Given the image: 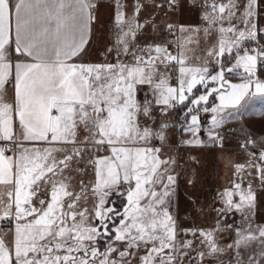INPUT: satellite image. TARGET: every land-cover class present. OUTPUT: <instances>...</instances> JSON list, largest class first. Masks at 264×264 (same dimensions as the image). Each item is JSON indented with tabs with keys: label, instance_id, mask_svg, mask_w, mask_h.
I'll list each match as a JSON object with an SVG mask.
<instances>
[{
	"label": "snow or ice",
	"instance_id": "snow-or-ice-1",
	"mask_svg": "<svg viewBox=\"0 0 264 264\" xmlns=\"http://www.w3.org/2000/svg\"><path fill=\"white\" fill-rule=\"evenodd\" d=\"M152 4L167 14L178 10L181 0ZM260 4L201 0L208 25L204 33L218 32L217 42L206 51L219 66L213 74L208 60L189 63L184 44L176 54L164 44L138 46L137 35L145 27L138 19L144 7L139 0L131 17L115 0L116 32L104 53L112 54L115 62L104 63L83 62L90 51L96 0H0V141L7 142L0 146V186H10L7 202L0 197V219L16 222L10 237L0 236V264H204L206 256L222 254L219 220L212 229H186L193 239L178 241L172 211L176 162L162 158L161 147L151 144L153 139L166 141L168 125H159L158 131L146 125L154 109L166 115L183 106L190 121L186 130L192 134L184 143L202 147L206 142L200 137V113H209L207 143L224 147L219 129L240 119L243 106L254 97L264 98V80L257 75L264 68ZM167 30L187 33L186 44L201 31L173 24ZM246 41L257 46L247 47ZM226 54L235 61L230 67L222 60ZM169 66L177 73L175 85ZM227 73L241 82H230ZM10 80L12 104L3 99ZM142 86L151 93L143 101L138 99ZM197 86L207 91L194 93ZM210 97L219 103L210 106ZM81 128L87 133L83 139ZM38 142L47 146L36 147ZM240 147L249 159L235 165L236 174L254 169L264 186V141L257 144L249 136ZM73 161H83L94 172L91 212L77 207L83 197L71 190L65 175ZM41 191L47 200L34 203ZM87 191L81 181V192ZM113 194L125 198L122 211L111 206ZM219 199L218 216L235 212L244 221L228 245L235 251L234 264H264V226L254 228L252 223L257 202L252 184L245 187L241 177ZM196 240L199 248L193 247ZM253 243L259 252L242 259L241 247Z\"/></svg>",
	"mask_w": 264,
	"mask_h": 264
},
{
	"label": "rangeland",
	"instance_id": "rangeland-1",
	"mask_svg": "<svg viewBox=\"0 0 264 264\" xmlns=\"http://www.w3.org/2000/svg\"><path fill=\"white\" fill-rule=\"evenodd\" d=\"M124 5V11L127 17H131L137 0H120ZM144 7L139 14L140 23L145 27L138 33L136 43L140 47H145L149 44H164L172 51L181 50L178 45L184 44L188 49L190 64H201L204 60H208L207 66L214 74L219 66L206 56V51L210 45H214L218 40V32L216 29L210 30L207 34L203 29L208 25L203 19L204 9L202 6L189 8L181 2V6L174 12H168L159 8L153 7L152 0H139ZM159 2V0H157ZM243 3V0H240ZM96 12H98V20L95 26L92 48L90 45L89 54L83 61L86 63H104L115 62L114 56L109 54L105 56V50L111 47L115 32V0H98ZM239 15V14H238ZM260 17L258 22L260 24ZM239 27V20L236 21ZM173 24L178 27L184 25L187 28H199L201 31L192 36L193 43L186 44L185 40L187 33H180L178 30L170 33L167 30V25ZM198 41V43H196ZM264 44V40L260 41ZM245 46L254 48L256 42L246 41ZM128 59V58H125ZM224 64L230 67L235 61L226 56L222 58ZM161 70L165 69L161 66ZM171 77V83L176 84L177 73L169 66L167 70ZM258 77L264 80V68H259ZM226 78L232 83H240L241 80L234 73H227ZM211 87V85H210ZM207 89L203 86H197L194 93L203 94ZM145 96L151 98V93L146 86H142V90L138 91V99L143 101ZM219 103L218 99L210 97V106H215ZM185 108L178 106L176 109L169 110L165 115L154 109L153 119L148 121V127L154 131H158V126L166 123V141L161 144L157 139H153L151 144L156 147H161V157L175 160V165L172 167L173 174L177 178L175 185V195L172 197V211L176 217L178 232V241L185 239H193L190 233H185L186 229L201 228L212 229L220 221V226L224 229L217 233L219 244L225 251L218 256H206L204 264H234L236 259L234 249L228 248L236 240L235 229L244 226V221L239 213L231 212L226 216H218L216 209L222 207L219 199V193L224 189L232 186L242 177V182L246 187L248 183L252 184L253 190L257 195L255 215L253 217V227L264 226V186L261 185L259 179L255 175L254 169H246L244 173L236 174V164H246L248 155L240 147L244 143L246 137L254 138L257 144L264 141V98L254 97L242 108V116L238 120H230L224 127L229 133L224 136V147L207 143V128L210 124V114L200 113L201 116V132L200 137L206 142L202 147H191L184 143L185 140L191 139L192 134L188 132L187 124L190 123L185 116ZM46 144L36 147H45ZM251 147V146H249ZM258 151V149H253ZM19 151V150H18ZM107 152H101L98 155H108ZM60 155V154H58ZM83 169V171H81ZM247 172H252L253 175H247ZM65 175L69 177L71 190L75 194L82 195V199L78 202V208H88L89 212L93 209L95 197L91 195V185L95 180L92 167L83 161H73L72 167L66 170ZM81 181L88 186V191L81 192ZM191 181V183H189ZM9 190V189H8ZM0 192V197H3L7 202V192ZM47 196L44 191L37 193L34 197V203L39 199ZM111 206L118 210H123L126 206V200L119 194H113L109 197ZM67 202V201H66ZM15 220L0 219V225L9 226L11 229L6 235L10 237L14 229ZM229 225L231 227H229ZM193 247L199 248V241L194 242ZM103 248V242H101ZM122 250V249H121ZM241 257L246 260L250 253L259 252V247L256 243L251 244L247 248L241 247ZM115 255V254H114ZM196 253H192L195 257ZM186 262L190 261L189 257L184 258Z\"/></svg>",
	"mask_w": 264,
	"mask_h": 264
},
{
	"label": "crops",
	"instance_id": "crops-1",
	"mask_svg": "<svg viewBox=\"0 0 264 264\" xmlns=\"http://www.w3.org/2000/svg\"><path fill=\"white\" fill-rule=\"evenodd\" d=\"M97 1L98 0H96V4H97ZM94 14H95V22L92 25V36H91V39H90V42H89V46L93 42L95 26H96V23H97V20H98V12H96V9H94ZM91 48H92V45H91ZM83 62L86 63L87 61H83ZM14 97H15L14 86H13V82L10 80L8 82V84H6V86H5V93H4L3 99H4L5 102L12 104V103H14ZM85 135H87V133L81 128L80 131H79V138L80 139H83V137ZM25 144L28 147H32L33 146L29 142H25ZM43 144H45V142H38V143L35 144V146H39V145H43ZM0 146H2L1 143H0ZM18 150L19 149H17L16 152H18ZM8 155H12V154H8ZM9 187L10 186H8V187H6V186H0V192L8 190ZM10 229L11 228L9 226L0 225V236H6L8 234V232L10 231Z\"/></svg>",
	"mask_w": 264,
	"mask_h": 264
},
{
	"label": "built area",
	"instance_id": "built-area-1",
	"mask_svg": "<svg viewBox=\"0 0 264 264\" xmlns=\"http://www.w3.org/2000/svg\"><path fill=\"white\" fill-rule=\"evenodd\" d=\"M181 2H183L185 4V6L189 7V8H195L198 6H201V0H195V3H192L191 0H181ZM259 17H260V26L262 28H264V0H261V4H260V8H259ZM173 54L178 53V51L176 49L172 50ZM172 67V66H171ZM220 133L223 136H226L229 131L226 127H222L221 129H219ZM1 145L3 146L5 143L7 142H3L0 141ZM14 151H17V149H15ZM7 154H12L11 152L7 153Z\"/></svg>",
	"mask_w": 264,
	"mask_h": 264
}]
</instances>
